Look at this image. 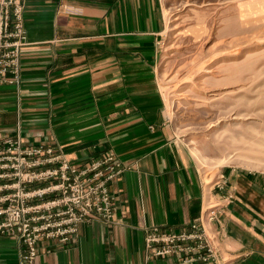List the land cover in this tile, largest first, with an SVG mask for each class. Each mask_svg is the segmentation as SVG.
Returning <instances> with one entry per match:
<instances>
[{"label":"crops","instance_id":"crops-1","mask_svg":"<svg viewBox=\"0 0 264 264\" xmlns=\"http://www.w3.org/2000/svg\"><path fill=\"white\" fill-rule=\"evenodd\" d=\"M165 26L162 0L25 1L28 44L18 81L0 85V141L58 148L73 164L112 152L127 166L110 187L113 221L82 224L67 248L39 242L36 264H180L145 263L146 229H184L211 202L219 215L206 229L222 264H264V174L228 168L206 188L164 122ZM20 254L16 239L0 236V264H18Z\"/></svg>","mask_w":264,"mask_h":264},{"label":"rangeland","instance_id":"rangeland-1","mask_svg":"<svg viewBox=\"0 0 264 264\" xmlns=\"http://www.w3.org/2000/svg\"><path fill=\"white\" fill-rule=\"evenodd\" d=\"M162 4L157 77L164 122L206 188L228 168L264 174V0Z\"/></svg>","mask_w":264,"mask_h":264},{"label":"built area","instance_id":"built-area-1","mask_svg":"<svg viewBox=\"0 0 264 264\" xmlns=\"http://www.w3.org/2000/svg\"><path fill=\"white\" fill-rule=\"evenodd\" d=\"M25 1L0 0V85L18 81L28 44ZM126 170L112 152L73 164L58 148L25 144L19 138L1 140L0 236L20 243L18 264H36L41 241L67 248L82 224L111 223L116 199L110 187ZM223 198L230 202L232 195ZM218 207H208L202 218L178 231L146 229L145 263L172 257L180 264H222L216 238L206 229L219 215Z\"/></svg>","mask_w":264,"mask_h":264},{"label":"bare ground","instance_id":"bare-ground-1","mask_svg":"<svg viewBox=\"0 0 264 264\" xmlns=\"http://www.w3.org/2000/svg\"><path fill=\"white\" fill-rule=\"evenodd\" d=\"M194 143H195L194 140L191 139L190 142H189V145H194ZM195 154H196V153H195ZM196 157H197V156H196Z\"/></svg>","mask_w":264,"mask_h":264}]
</instances>
